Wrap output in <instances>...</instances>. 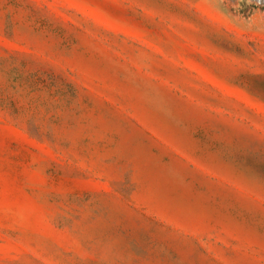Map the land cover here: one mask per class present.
I'll list each match as a JSON object with an SVG mask.
<instances>
[{"label":"rangeland","instance_id":"rangeland-1","mask_svg":"<svg viewBox=\"0 0 264 264\" xmlns=\"http://www.w3.org/2000/svg\"><path fill=\"white\" fill-rule=\"evenodd\" d=\"M0 264H264V0H0Z\"/></svg>","mask_w":264,"mask_h":264}]
</instances>
